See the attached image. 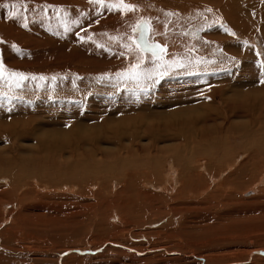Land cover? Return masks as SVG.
I'll return each mask as SVG.
<instances>
[{
	"label": "rangeland",
	"instance_id": "374dc122",
	"mask_svg": "<svg viewBox=\"0 0 264 264\" xmlns=\"http://www.w3.org/2000/svg\"><path fill=\"white\" fill-rule=\"evenodd\" d=\"M263 152L264 0H0V264H264Z\"/></svg>",
	"mask_w": 264,
	"mask_h": 264
},
{
	"label": "bare ground",
	"instance_id": "6f19581e",
	"mask_svg": "<svg viewBox=\"0 0 264 264\" xmlns=\"http://www.w3.org/2000/svg\"><path fill=\"white\" fill-rule=\"evenodd\" d=\"M250 8H252V7H250ZM231 21H233V20H231ZM232 25V24H231ZM147 34H149V29H148V27H145L144 25H141L140 27H139V29H138V36H137V39H136V41H137V44H138V46L140 47V49L142 50V51H145V52H152L153 54H158L159 53V46L157 47V46H153V44H148V41H149V35H148V37H147V39H146V36H147ZM150 45V46H149ZM158 52V53H157ZM256 133V132H255ZM257 134V133H256ZM259 134V133H258ZM189 139V138H188ZM255 139V138H254ZM259 141V140H258ZM187 146V145H186ZM191 148V147H190ZM189 148V149H190ZM228 148V147H227ZM183 150H188L187 149V147H183L182 148ZM262 150V149H261ZM168 151H170V150H168ZM248 151V150H247ZM194 153V152H193ZM204 153V152H203ZM264 153V152H263ZM172 154V153H171ZM189 154H190V152H189ZM198 154L199 153H197V156H198ZM200 155V154H199ZM219 155V154H218ZM203 156V155H202ZM210 156V155H209ZM189 157H191V156H189ZM193 157V156H192ZM191 157V158H192ZM194 157H196L195 155H194ZM203 157H206V156H203ZM218 161H222V159H218ZM252 163V162H251ZM254 163V162H253ZM220 165H222V164H217L216 165V167H219ZM252 165V164H251ZM199 166V165H198ZM200 167H204L203 168V170H207L208 172H211V168L208 166V163L206 162V165L205 166H200ZM221 167V166H220ZM177 168V167H176ZM193 168V167H192ZM191 168V169H192ZM194 169V168H193ZM260 169V168H259ZM259 169H257V170H259ZM252 170V169H251ZM256 170V171H257ZM139 171V170H138ZM235 171V170H234ZM232 171V172H229L228 174H227V176H226V178H224L223 179V181L222 182H226V181H228L229 179H231V177H233L234 176V174H236L237 175V172L235 171ZM144 172L145 171H143L142 172V175H138V177H140V178H142L144 175H146V174H144ZM196 172H197V170L195 171V173H193V175H195L196 174ZM260 172V171H259ZM140 172H138V174H139ZM180 173V172H179ZM202 172H200L199 174L197 173V177H200V174H201ZM210 174V173H209ZM239 174V173H238ZM257 175V174H256ZM250 179H252L251 178V173H249L248 174V176H247V181H250ZM177 180L180 182V184H181V186H179L180 187V189L177 191V195H173V197H174V199L175 198H177L179 195H181L180 193H184V192H182L181 190V188H182V182H187V181H189L188 179H186L185 177H183L181 174H177ZM213 180V179H212ZM199 181V180H198ZM231 181V180H230ZM190 182V181H189ZM220 183H221V181H220ZM229 183V182H228ZM170 184V183H169ZM177 184V183H176ZM226 184V183H225ZM220 185H222V184H220ZM220 185L218 186V187H220ZM140 187V186H139ZM178 187V186H177ZM217 187V188H218ZM222 187V186H221ZM220 187V188H221ZM163 188V187H162ZM174 188V187H173ZM228 188V187H227ZM160 189V188H159ZM164 189V188H163ZM166 189V188H165ZM219 189V188H218ZM133 190V189H132ZM132 190H130V191H128L129 193L132 191ZM176 190V189H175ZM220 190V189H219ZM166 191V190H165ZM174 191V190H173ZM217 190H215V192H216ZM134 192V191H133ZM135 192H137V191H135ZM163 192H164V190H163ZM163 192H161V193H163ZM168 192V191H167ZM187 192V191H186ZM185 192V193H186ZM212 192V191H211ZM228 192V191H227ZM149 193V192H148ZM135 194V193H134ZM144 194V193H143ZM142 194V195H143ZM166 194V193H165ZM175 194V193H174ZM229 194V193H228ZM133 195V194H132ZM132 195H130V198H131V200H129V203H127L126 205H125V210L126 211H131V210H134V207H142L141 205H143V204H140L138 201H140V200H136V198L134 197H132ZM154 195V194H153ZM134 196V195H133ZM145 196V195H144ZM161 196V195H160ZM194 196H196V195H194ZM212 195H209V196H207V197H205V198H210ZM151 197V196H150ZM153 197H155V196H153ZM164 197V196H163ZM181 198H182V196H180ZM126 198H128V197H126ZM141 198V197H140ZM144 197H142V199H143ZM152 198V197H151ZM150 198V199H151ZM158 198V197H157ZM161 198V197H160ZM170 198V197H169ZM225 198V197H224ZM233 198V197H232ZM133 199V200H132ZM145 199H146V197H145ZM155 200H156V198H154ZM166 199V198H165ZM227 199V198H226ZM236 200H237V198H236ZM145 201V200H144ZM147 201V200H146ZM158 201H159V199H158ZM161 201V200H160ZM176 201V200H175ZM179 201V200H178ZM185 201H188V200H185ZM212 201V200H211ZM222 201H226L225 199L224 200H222ZM233 201V200H232ZM171 202V201H170ZM173 202V201H172ZM179 202H181V200L179 201ZM190 202H192V201H190ZM228 203V202H227ZM147 204V203H146ZM155 204V203H154ZM166 204V203H165ZM172 204V203H171ZM170 204V205H171ZM219 204V203H218ZM229 204H231V203H229ZM233 204H234V202H233ZM156 205V204H155ZM157 205H158V203H157ZM156 205V206H157ZM169 205V206H170ZM174 205V204H173ZM184 205V204H183ZM220 205V204H219ZM130 206H132V207H130ZM167 206V205H166ZM182 206V205H181ZM222 206V205H221ZM230 206V205H229ZM232 207L231 208H233V206L234 205H231ZM172 207V206H171ZM211 207V206H210ZM228 207V206H227ZM160 208H162L161 206H160ZM223 208V206L221 207V209ZM146 209H148L147 207H146ZM152 209H153V207H152ZM210 209V208H209ZM224 209V208H223ZM150 210V209H149ZM154 210V212H155V210L156 209H153ZM159 210V209H158ZM164 210V209H163ZM170 210V209H169ZM216 210V209H215ZM161 211V210H160ZM168 211V210H167ZM227 211V210H226ZM233 211V210H232ZM145 212H147V211H145ZM170 212H171V210H170ZM169 212V213H170ZM220 212H223V211H220ZM225 212V211H224ZM223 212V213H224ZM175 213V215H176V212H174ZM192 213V212H191ZM214 213V212H213ZM232 213V212H231ZM171 214V213H170ZM173 214V213H172ZM177 214H178V212H177ZM195 214V213H194ZM194 214H193V216H194ZM26 215V214H25ZM138 215V214H137ZM174 215V216H175ZM197 215H199V214H196V216ZM214 215V214H213ZM221 215H222V213H221ZM229 215V214H228ZM233 215V214H232ZM142 216H143V214H142ZM191 216V215H190ZM192 216V217H193ZM205 216H207V213H206V215ZM217 216V215H216ZM223 216V215H222ZM138 217H140V216H138ZM187 217H189V216H187ZM204 217V216H203ZM208 217V216H207ZM215 217V216H214ZM213 217V218H214ZM226 217V216H225ZM264 217V216H263ZM195 218H197V217H195ZM201 218V217H200ZM205 218V217H204ZM213 218H212V221H214L213 220ZM218 218H219V216H218ZM227 218V217H226ZM172 219H174V217L172 218ZM189 219V218H188ZM193 219V218H192ZM192 219H191V221H192ZM215 219V218H214ZM197 220V219H196ZM201 220V219H200ZM222 220V219H221ZM202 221V220H201ZM208 221V220H207ZM217 221H219V220H217ZM226 221V220H225ZM252 221V220H251ZM183 222V221H182ZM224 222V221H223ZM185 223V222H184ZM184 223H182L183 225H184ZM216 223V222H215ZM254 223V222H253ZM170 224V223H169ZM161 225V224H160ZM172 225V224H171ZM219 225H220V223H219ZM170 226V225H169ZM182 226V225H181ZM200 226V225H199ZM221 226H222V224H221ZM174 227V226H173ZM185 227V226H184ZM196 227V226H195ZM198 227V226H197ZM210 227V226H209ZM212 227V226H211ZM211 227L210 228H208L211 232L213 231V233H218V234H220L222 231H226V230H229L228 228H229V226L228 227H224V229H217V230H215V229H211ZM162 228V227H161ZM163 228H164V226H163ZM168 228V227H167ZM231 228V227H230ZM177 229V228H176ZM182 229V228H181ZM203 229H205V227L203 228ZM183 230V229H182ZM163 231H165V230H163ZM206 232V231H205ZM208 232V231H207ZM211 232H209V235H210V233ZM206 236V235H205ZM211 237H213V236H211ZM207 238V237H206Z\"/></svg>",
	"mask_w": 264,
	"mask_h": 264
}]
</instances>
